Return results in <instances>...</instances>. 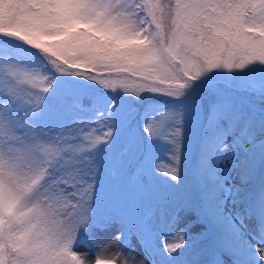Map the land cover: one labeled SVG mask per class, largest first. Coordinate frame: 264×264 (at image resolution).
I'll return each mask as SVG.
<instances>
[{"label":"snow or ice","instance_id":"6c2138e0","mask_svg":"<svg viewBox=\"0 0 264 264\" xmlns=\"http://www.w3.org/2000/svg\"><path fill=\"white\" fill-rule=\"evenodd\" d=\"M0 264H264V0H0Z\"/></svg>","mask_w":264,"mask_h":264},{"label":"rangeland","instance_id":"374dc122","mask_svg":"<svg viewBox=\"0 0 264 264\" xmlns=\"http://www.w3.org/2000/svg\"><path fill=\"white\" fill-rule=\"evenodd\" d=\"M81 251H85L86 249L84 247L80 248ZM98 251V249H96Z\"/></svg>","mask_w":264,"mask_h":264}]
</instances>
